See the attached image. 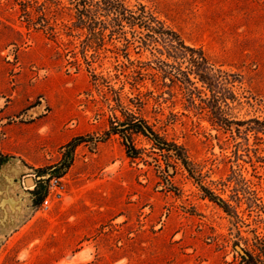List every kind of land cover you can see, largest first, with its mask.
Here are the masks:
<instances>
[{
    "label": "rangeland",
    "instance_id": "rangeland-1",
    "mask_svg": "<svg viewBox=\"0 0 264 264\" xmlns=\"http://www.w3.org/2000/svg\"><path fill=\"white\" fill-rule=\"evenodd\" d=\"M122 1L212 77L106 0H0V264H264V0Z\"/></svg>",
    "mask_w": 264,
    "mask_h": 264
},
{
    "label": "trees",
    "instance_id": "trees-1",
    "mask_svg": "<svg viewBox=\"0 0 264 264\" xmlns=\"http://www.w3.org/2000/svg\"><path fill=\"white\" fill-rule=\"evenodd\" d=\"M106 4L109 5L110 11L116 15L114 19L117 20L118 18H121L123 20H127L132 26L138 25L139 27L147 30V33H145L143 36H139L140 41L144 45H150L151 43L161 41L165 42L167 45H169V47L173 48L176 51H182L183 49L192 51V53L194 54L191 55V62L193 63V66L195 68V74L199 76L200 79L204 82L210 80V78L212 77L213 67L208 63V60L204 56L203 52L184 45V43L180 40L179 35L175 31L165 27V25L161 21H159L151 13H148L144 7H141V12L136 14L135 12L127 9L124 6L122 0H106ZM180 54L182 55V57L186 56L183 52ZM159 62L164 65L165 68H161L166 74L174 77L177 80H181L179 74H184L181 69H179V74H176L174 73V69L176 68L174 65L165 63L164 61ZM186 79L190 84L193 83L189 79L188 75ZM217 109L223 111L220 105H217ZM112 134H119L122 136V138L124 139V145L126 146L128 154H130L131 157L137 156L132 136L134 134H142L150 140L154 141L155 145L158 146L159 149L175 151V155H177L185 165L188 164L186 155H184L180 146L174 143H169L167 140L161 137L159 133L155 129H153V127L145 119L138 117L135 114L127 113L125 114L124 121H117V123L111 122V128L105 132V135L107 137H110ZM68 145L74 147L77 144L74 140H72L68 143ZM131 151H133L134 153Z\"/></svg>",
    "mask_w": 264,
    "mask_h": 264
},
{
    "label": "built area",
    "instance_id": "built-area-1",
    "mask_svg": "<svg viewBox=\"0 0 264 264\" xmlns=\"http://www.w3.org/2000/svg\"><path fill=\"white\" fill-rule=\"evenodd\" d=\"M65 191V185L62 183L61 178H53L48 188V195L44 200V205L48 207L51 199L61 198V195Z\"/></svg>",
    "mask_w": 264,
    "mask_h": 264
}]
</instances>
